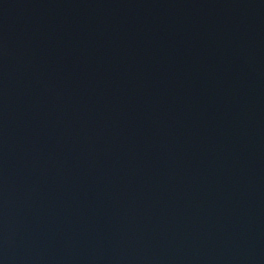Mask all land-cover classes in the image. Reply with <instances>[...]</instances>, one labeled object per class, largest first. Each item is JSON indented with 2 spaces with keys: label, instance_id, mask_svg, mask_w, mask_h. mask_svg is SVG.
<instances>
[{
  "label": "water",
  "instance_id": "1",
  "mask_svg": "<svg viewBox=\"0 0 264 264\" xmlns=\"http://www.w3.org/2000/svg\"><path fill=\"white\" fill-rule=\"evenodd\" d=\"M0 264H167L127 0H0Z\"/></svg>",
  "mask_w": 264,
  "mask_h": 264
}]
</instances>
